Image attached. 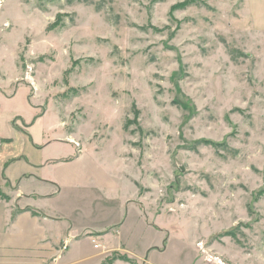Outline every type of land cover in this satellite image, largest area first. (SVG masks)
Wrapping results in <instances>:
<instances>
[{"label":"rangeland","instance_id":"rangeland-1","mask_svg":"<svg viewBox=\"0 0 264 264\" xmlns=\"http://www.w3.org/2000/svg\"><path fill=\"white\" fill-rule=\"evenodd\" d=\"M0 94L40 103L69 142L51 151L116 183L32 203L79 234L20 264H264V32L245 0H0Z\"/></svg>","mask_w":264,"mask_h":264},{"label":"crops","instance_id":"crops-1","mask_svg":"<svg viewBox=\"0 0 264 264\" xmlns=\"http://www.w3.org/2000/svg\"><path fill=\"white\" fill-rule=\"evenodd\" d=\"M245 6L254 29L264 32V0H245ZM16 91L11 96H0L11 100ZM40 105L0 103V264L35 262L38 255L79 234L72 226L64 236L50 231L49 224L58 219L39 211L32 203L51 192L59 194L64 187H116L114 179L91 156L77 155L72 146L69 151H51L57 143L69 142L46 136L44 122L48 113H39ZM131 203L137 204L131 200L126 207ZM86 237L92 239L96 248V238Z\"/></svg>","mask_w":264,"mask_h":264},{"label":"built area","instance_id":"built-area-1","mask_svg":"<svg viewBox=\"0 0 264 264\" xmlns=\"http://www.w3.org/2000/svg\"><path fill=\"white\" fill-rule=\"evenodd\" d=\"M1 145H2V143H1V140H0V147H1ZM94 241H95V240H94ZM95 247H96V248H99V247H100V244L96 243V244H95Z\"/></svg>","mask_w":264,"mask_h":264}]
</instances>
